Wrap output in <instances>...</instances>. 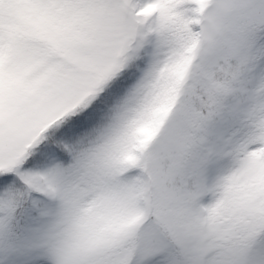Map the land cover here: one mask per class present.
Here are the masks:
<instances>
[{"label":"snow or ice","instance_id":"snow-or-ice-1","mask_svg":"<svg viewBox=\"0 0 264 264\" xmlns=\"http://www.w3.org/2000/svg\"><path fill=\"white\" fill-rule=\"evenodd\" d=\"M0 264H264V0H0Z\"/></svg>","mask_w":264,"mask_h":264}]
</instances>
